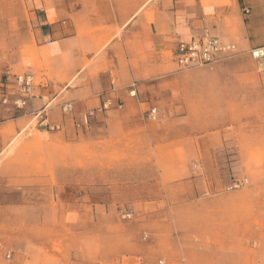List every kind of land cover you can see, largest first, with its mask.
Wrapping results in <instances>:
<instances>
[{
    "label": "rangeland",
    "instance_id": "obj_1",
    "mask_svg": "<svg viewBox=\"0 0 264 264\" xmlns=\"http://www.w3.org/2000/svg\"><path fill=\"white\" fill-rule=\"evenodd\" d=\"M62 1L63 21L100 17L95 31L112 39L159 0ZM28 2L0 0V95L16 90L22 73L36 84L51 80ZM162 60L164 71L149 80L160 88L146 100L129 92L128 106L122 98L107 110L92 106L80 128L73 108L67 132H37L41 117L9 132L2 123L26 107L0 108V136L8 138L0 150V264H264V95L194 105L195 96L218 91L203 75L210 67L180 71L171 47ZM237 63L253 70L247 81L264 94V70L250 57ZM62 100L46 113L62 110ZM130 113L149 120L122 116Z\"/></svg>",
    "mask_w": 264,
    "mask_h": 264
},
{
    "label": "crops",
    "instance_id": "obj_2",
    "mask_svg": "<svg viewBox=\"0 0 264 264\" xmlns=\"http://www.w3.org/2000/svg\"><path fill=\"white\" fill-rule=\"evenodd\" d=\"M27 5L39 53L42 60L50 64L51 80L43 78L41 83L36 84L35 76H32L34 97L28 100L24 115L2 123L12 125L9 132L12 129L18 132L25 128L27 121L38 117L41 118L37 132L40 128L51 131L45 126L46 123L61 127V131L55 133L67 132L68 124L73 120L72 113L64 114L60 106L46 113L50 104L61 97L63 105L72 104L73 115L77 118L86 115L92 106L99 104L102 108L109 98L115 100L116 104L119 103L117 98L125 99L128 106L129 92L132 91H135V100L140 104L148 98L149 91L152 93L160 88L149 80L164 71L162 53L171 47L173 64L176 66V45L190 42L204 33L223 44L235 45L237 54L225 58L226 63L219 65L220 61L203 74L218 91L203 98L195 96L194 105L251 103L253 98L264 95L260 93L259 85L247 81L256 78L253 70L237 63L238 58H251V50L264 46V0H159L153 10L141 16L139 21L134 20L136 13L130 16L127 29L121 36L112 39L95 31V26L105 24L100 17L86 23L81 20L77 23L63 21L64 16L60 11L64 7L62 0H51L48 7L40 0H29ZM77 25H85L84 29H89V32L76 31L79 29ZM107 41L110 42L108 45ZM84 58L88 63L87 69H82ZM252 60L264 70L259 62ZM74 76H82L86 83L71 86L69 80ZM177 88L181 90L185 87L178 85ZM4 92L18 93L16 90ZM46 95L51 98L48 103ZM1 97L0 108L3 109ZM5 110L2 111L6 113ZM207 113V110L203 111V114ZM122 116L131 121L149 120L140 114ZM5 137L0 136V150L4 139L8 140Z\"/></svg>",
    "mask_w": 264,
    "mask_h": 264
},
{
    "label": "built area",
    "instance_id": "obj_3",
    "mask_svg": "<svg viewBox=\"0 0 264 264\" xmlns=\"http://www.w3.org/2000/svg\"><path fill=\"white\" fill-rule=\"evenodd\" d=\"M237 54L235 45L223 44L217 38L204 33L200 37H194L190 42H179L174 50V62L180 71L192 70L201 67H214L224 58ZM250 56L255 61L259 62L264 67V46L255 48L250 51ZM33 77L31 75L19 74L15 78V88L17 94H9L3 92L1 97V105L7 110H22L27 106L29 99L33 98ZM135 95L133 92L130 93ZM113 105L111 98L105 100L102 109L107 110ZM121 108V105H119ZM64 114L68 115L73 112L71 103L65 104L62 107ZM157 109L154 108L148 114L150 120H155L157 117ZM90 115L86 114L81 118V122L77 124L80 128L88 123ZM51 131L61 130V127L45 124ZM239 187V185H235Z\"/></svg>",
    "mask_w": 264,
    "mask_h": 264
}]
</instances>
